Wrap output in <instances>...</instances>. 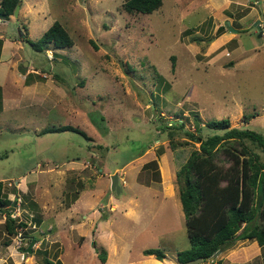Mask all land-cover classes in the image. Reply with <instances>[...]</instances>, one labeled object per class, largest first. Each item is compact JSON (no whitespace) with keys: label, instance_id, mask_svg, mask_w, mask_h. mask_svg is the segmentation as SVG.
I'll return each instance as SVG.
<instances>
[{"label":"rangeland","instance_id":"obj_1","mask_svg":"<svg viewBox=\"0 0 264 264\" xmlns=\"http://www.w3.org/2000/svg\"><path fill=\"white\" fill-rule=\"evenodd\" d=\"M20 1L17 15L0 16V82L9 72L6 93L13 89V82L20 85L16 72H23L20 65L25 61H30L23 66L26 70L32 66L45 69L47 76L38 73L42 77L37 78L46 80L40 84L46 86L50 79L58 82L54 77L55 71L63 77L61 82L69 87L64 85L66 88L62 95L60 88L52 85L49 91L46 90L44 100L43 93L36 95L31 98L36 104L8 109L0 118L2 193L14 200L9 207L11 216L27 222L25 228H18V234L22 232L23 235L20 239L8 233L4 223L6 213L0 212V264H43L45 248L47 255L56 261L54 264H59L54 257L60 250V241L51 242L49 236L41 242L38 232L39 239H35L32 252L24 253L31 240L29 235L35 234L37 224L20 209L22 205L27 207V196L15 197L14 183L23 173H29V177L38 175V179L48 175L43 183L38 181L35 190L34 182H29L26 194H59L58 201L63 199L67 205L84 188H89V191L93 188L104 194L98 201L102 206L97 205L99 215L102 214L103 236L97 241V246L93 244L96 236H86L79 246L76 243L80 239L79 234L91 235V231L82 229L84 232H81L77 225L68 226L65 238L62 237L61 258L65 264H105L101 258L111 244H115L116 251L107 264H126L127 259L136 256L139 246L145 248L155 244L154 247L161 248L169 256L174 249L189 246L183 213L174 215L175 211L167 203L153 202L152 205L149 197H143L137 200L140 201L139 207L135 208L138 210L135 216L138 217L133 218L124 215L122 208L110 211L108 194L113 195L112 201L123 204L131 194H165L169 181L173 185V193L178 194L175 171L198 143L188 142L171 148L162 130L166 122L183 120L185 128L197 132V117L201 134L207 135L214 132L206 125L208 120L228 117L230 126L248 127L264 134V62H255L251 55L242 52L253 43L264 42V35L257 37L253 22L247 21L248 30L241 31L236 37L245 43V49L231 52L230 57L235 63L233 69H222L201 54L208 46L210 31L207 33V29L211 28L208 19L199 25L197 22L209 14L203 0H162V4L150 13L127 11L123 7L126 0ZM55 20L66 27L73 44L66 48H53L49 43L42 51L33 50L26 36L37 40ZM236 38L226 47L234 46ZM195 44L201 47V51L194 50ZM238 54L242 56L237 57ZM29 78L37 81L34 80L35 75H29ZM232 96L243 107L242 110L238 106L241 111L235 112V116L231 109L234 107L230 100ZM221 100L230 101L223 104ZM70 104L74 110L64 111ZM254 111L257 114L250 117ZM60 123L77 126L92 139L87 140L71 130L40 132L44 127ZM156 128L162 135L155 133ZM160 135V140H157ZM95 143H100V146ZM149 143L152 148L143 158L153 161L143 167L147 169L142 170L140 177L148 184L152 182L154 188L145 191V185L139 181L126 180L124 172L129 173L130 169L132 173L136 172L135 163L131 162L124 172L120 165L141 153ZM219 156L220 164L227 166L231 162V159H224L223 153ZM261 157L264 159L263 155ZM72 160L89 163L82 169L63 172L64 166H56L59 162L65 165ZM37 161L40 164H36ZM50 165L52 171L47 170ZM114 168L118 172L119 191L110 189L109 172ZM47 171L50 172L47 174ZM83 192L85 190L80 193ZM168 192L172 194L169 187L166 194ZM86 203L87 200H83L81 206L85 208L75 210L78 219H84L90 212ZM65 210L59 209L58 213ZM180 212H183L182 208ZM104 215H108L106 220ZM64 216L59 217L60 221ZM173 227L174 236H168ZM157 234L160 237L156 240ZM8 238L9 242L4 243ZM177 250L173 257H168L173 264H181ZM154 259L161 261L155 256ZM164 262L170 264L168 260ZM204 262L208 264L210 260ZM140 264L157 263L147 261Z\"/></svg>","mask_w":264,"mask_h":264},{"label":"trees","instance_id":"obj_2","mask_svg":"<svg viewBox=\"0 0 264 264\" xmlns=\"http://www.w3.org/2000/svg\"><path fill=\"white\" fill-rule=\"evenodd\" d=\"M18 3L21 4V1L0 0V16L14 14V8ZM161 4L162 0H126L123 7L130 12L150 13ZM26 40L35 51H42L49 43L53 48H66L73 44L68 30L58 20L53 21L37 40L27 36ZM1 43L0 40V48ZM20 67L23 71L26 70L22 65ZM32 68L36 69V72L39 70L43 76L46 73L43 68L37 66ZM53 73L56 80L62 83L63 77L58 74L59 72ZM37 76L42 77L40 74ZM195 121L198 125L197 132L185 128L183 120L166 122L162 128L171 148L188 142L198 143L175 171L177 192L189 241V246L176 252L182 264L198 256L205 261L217 249L228 246L237 238H254L260 245L264 244V159L261 157L264 156V134L248 127L230 126L229 118L223 117L208 120L206 125L213 128L214 132L203 135L197 117ZM64 130L76 131L87 140L92 139V136L83 129L71 124L44 127L40 132ZM95 144L100 146V143ZM220 153L225 155L224 159H231L227 166L220 164ZM222 180L225 183L222 184ZM2 186L3 181L0 180V212L6 213L4 223L8 233L16 235L18 228H25L27 222L11 216L9 207L14 200H10L2 193ZM29 237L39 239L36 232ZM30 238L26 239L29 241ZM9 240L10 238L6 239L4 243H8ZM59 251L55 252V259ZM142 253L153 254L160 260L165 256L164 250L158 247L143 248ZM47 254L45 248L43 264H54L56 261ZM105 257L106 255L101 260L104 261ZM57 261L60 264L58 259ZM214 261L215 264H221L220 259Z\"/></svg>","mask_w":264,"mask_h":264},{"label":"crops","instance_id":"obj_3","mask_svg":"<svg viewBox=\"0 0 264 264\" xmlns=\"http://www.w3.org/2000/svg\"><path fill=\"white\" fill-rule=\"evenodd\" d=\"M203 1H204V6L208 8L209 14L206 17H202L198 19L197 22L199 25V24L204 23V21L208 19L207 23L211 24V28L207 29V33L210 31V34L208 36V39H209L208 44H207L208 46L206 45L207 46L206 49L201 54L204 57H206L207 60H210L212 64H216L222 69L223 68L233 69V66L235 65V63L233 62L234 59L230 57L231 52H235L240 49L241 50L245 49V47H243L245 43L241 39L237 40L236 38L237 36H239L241 31L245 29L248 30V27L245 25V23L247 21H250V22H253L254 24V22L257 19H259L260 20L259 24L262 29V33L260 36L264 35L263 34L264 32V0H261L262 3H260V0H203ZM227 21L228 23H226ZM256 31L258 32L257 29ZM0 36H2V34H0ZM260 36L257 35V37H260ZM235 38H236L235 45L232 46L231 48L226 47V44L230 43V41H233ZM240 42L242 44H240ZM193 48L195 51H201L200 50L201 47H199L196 44L193 45ZM247 48L248 49L246 51H242L243 54L248 53L249 55L252 56L253 61L255 62H260V61L264 62V42L263 41L260 43L258 42H256L255 44L253 43L247 46ZM0 53H1V49H0ZM240 54H238L237 57L242 56ZM226 57H230V58H226ZM0 60H1V54H0ZM28 63H30V61ZM32 67L26 70V72L23 71L25 73L21 71L16 72L17 76L20 78L19 80L20 85H17L16 82H13L14 84V86L12 85L13 89L11 87V89L16 94H14L12 90L6 93V90H5L8 84L9 72L5 74V77H3L2 79L3 81L0 82V110L2 111L0 114V118L3 115V113H5L8 109H12V108L21 109V108L28 107L29 105L36 104L35 100L31 99L33 97H36V95H39V94L42 95L43 93L42 98L44 100L47 95L46 90L48 89L49 91L53 86H55L56 88H60L62 95L65 93L64 88L66 87L64 86V84L59 83V82H54V80L50 79L51 82L49 84H45L46 86L40 84V83H46V80H41L37 78L38 77L37 74L39 70L38 72H36V69ZM6 71H7V68L4 70V72ZM12 71L14 72L13 69ZM29 75H35L34 80H37L39 82L33 81V79L29 78ZM16 89H17V92H16ZM56 91L58 92V90ZM230 100L234 106L231 109L232 111L234 110L233 116H235V112H237L236 114H238L239 111H241L240 110L241 104L238 101V99L234 96H232ZM230 100L228 101L221 100V102L223 104H228ZM56 104H58V102L56 103L55 101L54 105ZM69 106L70 107H67L66 109H64V111L74 110L73 104H70ZM238 106H240V108ZM241 109L243 110V107ZM256 114L257 112L255 111L251 112L250 117L255 116ZM247 117H249V115H247ZM6 124H7V119H6L5 125ZM60 124H65V123H60ZM158 131L159 129L156 128L155 133L162 134ZM158 139L160 140V137H157V140ZM150 148H152V145L149 143L148 145L144 147L141 153H139L135 157H131L130 159L125 160L120 165V169H122L124 172V168L129 166L131 162L135 163V169H137V171L132 173V169L130 170L128 169L129 173L124 172L126 174V178H128L126 180L135 179V181H139L141 184L145 185V188H144L145 191L154 188L152 182L148 184L146 183V181L144 182V179H142V177H140L142 174V170L147 169V168H143L144 164L148 161H151L149 159L144 160L145 158H143V156L148 153ZM162 154L165 155V152L164 153L162 152ZM139 159L142 160L141 163L137 162L139 161ZM156 162L159 164V160H156ZM87 163H89V161L80 162L79 160H76V161L72 160V161H67V164L64 163L65 165H62L59 162L56 166H59V167L64 166L62 169V172H63V170L68 171V169H76V170L82 169V167H87L86 165ZM36 164H40V162L37 161ZM51 168L52 166L50 165V167L47 168V170L52 171ZM50 171H47L45 173L48 174ZM114 172L118 174L117 168H114L112 171L109 172V174L111 175ZM28 174L29 173L27 174L23 173V174L18 175L19 177L20 176L21 177L14 183L15 184L14 185L15 197L21 199V196H27L26 198L28 199L27 207H24V205H22L20 209H22L26 217H28L31 221H35V223L37 224V230L35 232L39 233L40 235L39 238L41 242L43 239L45 238L47 239L49 236L52 239L51 242L60 241V244H61L59 246L60 251L56 257V259L60 260L61 262L60 264H65L61 258L63 254L62 237L63 239L65 238L64 235L67 233L66 231H68L67 229L68 226L71 227L72 225L73 226L77 225L76 227H78L81 230V232H84V230L82 229H85V230L88 229L89 231H91V235L90 234L85 235L84 233H80L79 234L80 239L76 242L77 245L81 246L83 242L85 241L86 236H90L91 238L93 236H96V240L95 241L93 240V244L97 246V243H98L97 241H99L100 237L103 236V232L101 230H103L102 227H104L101 225V222H100V218L102 217V214L99 215L97 211V208H98L97 205L102 206V204L100 202L98 203V201L101 198V196H104V194L100 193L98 190H95L93 188H92V191H89L88 190L89 188H84L82 190H85V192L81 194L80 192L82 190H79L77 192L78 194L74 195L76 199L74 200L72 198L68 202V205H67V203H65L63 199L62 201H58L60 200L59 194H26L25 192H26L29 182H32V181L34 182L35 184L34 190H35L36 186L38 188V185H37L38 181L40 183H43V181L47 180V176H48L47 175L42 178L39 177L38 179V175L34 177L32 176L29 177ZM96 176H97V179H99L98 173ZM3 178H8V177H3ZM169 182L170 183L162 184V187H164L166 184L165 194L164 192L162 194H131V195H128L130 196V198L128 200H125L123 204L121 202L112 201V199H114L113 195L108 194V200H109V205L107 204L108 209H110V211L111 210L116 211L117 209L122 208V212L124 215H131L133 218H136L138 217V215L135 216L136 214H138V210H135V208L139 207V204H140V201H137V200H141L143 197L145 198L149 197L150 204L153 205V202H159V203L162 202V204L167 203L170 206V208L175 211L174 215L178 216L179 214L183 213V212H180V209L182 208L181 201H179L180 198L178 200V197H179L177 196L178 194L176 195L173 193L174 191L173 185L171 181ZM168 187H169V191H172V194H169V192L166 194V189ZM104 188H105V185H104ZM83 200H87L86 206H87V209L90 210V212H88L84 216V219H78L76 216L77 211L75 212V210L77 209L79 210L80 207L83 209L85 208L81 206V202ZM57 203L61 204V207H58ZM62 208H66L65 212L58 213L59 209H62ZM68 210L70 211L69 213H67ZM151 213L154 214V210H152ZM62 214L65 216L60 221L59 217L62 216ZM107 216L108 215H104V218H105L104 220L108 218ZM65 221H67V223H64ZM72 222H75V223L72 224ZM174 228L175 227H173L172 229L170 228V232H168V236H174V233H175ZM43 231H45L44 235H43ZM108 235H109V232H108ZM159 237H160V234H157L156 240ZM156 244L158 245L159 243H156ZM154 245L155 244L149 247H154ZM136 249H138L136 256L135 257L131 256L129 259H127L126 264H135V262L136 264H140V263L147 262V261H151V262L154 261L157 264L159 263L165 264L164 261H167V260L169 261L170 264H173L174 262L171 259H168V257H173V254L177 250V249H174L172 251L171 253L172 256L167 255V253L165 252V256L161 259V261H158L154 259L153 254L144 255L142 253L143 246L141 247L139 246ZM115 251H116L115 244H111V247H109V250L106 251L105 260L101 262H105V264L110 263L112 260V255H114ZM214 259L215 260L220 259L221 264H264V244L260 245L257 242V240L254 238L252 239L237 238L231 244L223 248L219 252V254L216 255ZM26 264H31V263L27 262ZM202 264H205V262L203 261Z\"/></svg>","mask_w":264,"mask_h":264},{"label":"water","instance_id":"obj_4","mask_svg":"<svg viewBox=\"0 0 264 264\" xmlns=\"http://www.w3.org/2000/svg\"><path fill=\"white\" fill-rule=\"evenodd\" d=\"M20 8V4H16L15 8H14V14L17 15L18 14V10ZM259 19H257L255 22H254V26L255 28L258 30V33L257 35L260 36L261 33H262V29H261V26L259 24ZM228 23V21L226 22ZM0 34H2V32H0ZM28 64V61L26 62H23L22 66H26ZM110 189L111 190H116V191H119L120 190V186L118 184V174L116 172L112 173L110 175ZM35 243V238L34 237H31V240L30 242L26 245V247L24 248V253H31L32 252V246L33 244ZM225 248V247H223ZM222 248V249H223ZM222 249H217L210 257H209V260H210V263L209 264H215V261H214V258L216 257L217 254H219V252L222 250ZM202 261V257L201 256H198V257H195V258H192V259H189L187 261H185L183 264H198L199 262Z\"/></svg>","mask_w":264,"mask_h":264},{"label":"built area","instance_id":"obj_5","mask_svg":"<svg viewBox=\"0 0 264 264\" xmlns=\"http://www.w3.org/2000/svg\"><path fill=\"white\" fill-rule=\"evenodd\" d=\"M44 76H45V74H44ZM122 182L124 183L125 181L124 180H122ZM20 233V232H19ZM20 239L22 238L21 237V234H18V232H17V234H16Z\"/></svg>","mask_w":264,"mask_h":264},{"label":"clouds","instance_id":"obj_6","mask_svg":"<svg viewBox=\"0 0 264 264\" xmlns=\"http://www.w3.org/2000/svg\"><path fill=\"white\" fill-rule=\"evenodd\" d=\"M21 237H23L22 235H21ZM22 239V238H21Z\"/></svg>","mask_w":264,"mask_h":264}]
</instances>
